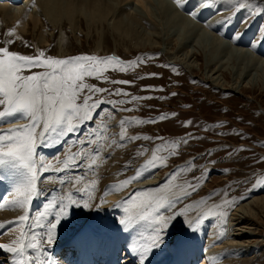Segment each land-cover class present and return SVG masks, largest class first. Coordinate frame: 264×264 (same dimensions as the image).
<instances>
[{
	"label": "rangeland",
	"instance_id": "1",
	"mask_svg": "<svg viewBox=\"0 0 264 264\" xmlns=\"http://www.w3.org/2000/svg\"><path fill=\"white\" fill-rule=\"evenodd\" d=\"M11 1L13 7L20 6L17 4L20 0L16 3ZM166 1L191 22L194 20L193 23L201 29L214 33L224 44L243 48L244 53L264 58V0ZM86 5L90 6V2L87 1ZM241 14L242 17L239 16ZM26 19L29 23L19 26L12 14L0 9V47L33 57L43 51L45 57L61 59L79 56L119 59V63L100 64L96 76L84 81L104 91L90 93L85 89L78 96L77 103L83 105L87 96L92 97L89 103H103L91 110V119L82 122L73 120L79 126L64 135L65 138L70 137L69 143H66L63 155L60 153L61 158L56 160L61 161L60 165L65 164V159L72 165L81 161L77 164L91 173L88 176L89 173L85 172V181L93 183V173L97 175L111 158H116L118 162L110 164L113 172L117 171L112 179L115 191L103 193V198L116 195L115 192L120 195L128 192L137 194L141 188H137L136 183L159 178L153 195L158 193L168 200L183 197L169 208L168 213L161 211L163 216L199 203L197 210L200 213L197 215L207 212L205 217H208L211 213L208 209L214 210L213 207L218 204L223 206L214 210L216 213L209 215L206 222L221 226L224 221L229 222L234 208L254 196L264 195V94L259 88H243L240 93L219 89L203 80L197 70L188 72L180 64L168 62L166 55L157 47L137 48L125 42L121 37L125 34L120 31L115 33L107 28L83 24L80 31L74 32L67 26L66 29L52 28V25L41 22H37L34 28L30 15ZM10 31L11 35L8 34ZM101 39L99 49L98 41ZM66 41L65 49L69 51L67 55L60 56L64 49L61 43ZM40 71L44 69L33 68L23 75ZM150 73L158 75L149 76ZM161 114H167L169 118L157 120ZM5 119L9 122L1 126L7 128L29 122L21 113L6 116ZM121 120L131 123L122 125ZM186 121L192 123L185 126ZM60 136L54 139L58 140ZM131 137L138 138L133 140ZM51 140L42 142L48 145ZM185 140L188 143H184ZM82 141L88 142L82 144ZM75 153H79L76 161L69 159ZM154 157L155 163H148ZM84 165L93 170L89 171ZM138 172L143 173L139 179L120 187L122 181ZM189 184L199 186L193 191ZM149 188L144 186L142 190L149 192ZM142 190L137 196L145 197L142 199L145 200L146 194ZM186 192L190 194L185 195ZM226 201L235 203L227 204ZM141 211H138L139 216ZM185 216L182 214L177 218ZM256 222L258 229L252 231L256 232L253 238L262 241L264 218L260 217ZM145 224L150 222L145 221ZM252 247L244 256L246 262L241 260L240 254L236 258H240L241 264H264V249Z\"/></svg>",
	"mask_w": 264,
	"mask_h": 264
},
{
	"label": "bare ground",
	"instance_id": "2",
	"mask_svg": "<svg viewBox=\"0 0 264 264\" xmlns=\"http://www.w3.org/2000/svg\"><path fill=\"white\" fill-rule=\"evenodd\" d=\"M10 1L0 0V9L12 14L19 26L27 25L29 21L26 16L30 15L34 28L37 27V22H41L43 25H52V28L69 27L74 32L80 31L83 24L88 27L94 25L107 28L115 33L120 31L125 34L121 36L125 42L137 48L157 47L166 55L168 62L180 64L188 72L197 70L203 80L219 89L240 93L243 88L257 87L264 94V58L250 55L248 52L246 54L243 48L224 44L214 33L201 29L193 23L194 20L191 22L166 0H12L14 3L19 1L17 4L20 6L15 5L16 7H13ZM87 1L90 6L86 5ZM239 16L242 17V14ZM103 39L98 41V48ZM66 43L68 42L61 43L64 49L60 56L67 55L69 51L68 48L65 49ZM5 120L2 118L0 121V132L20 127L1 126L2 123L9 122ZM63 136L57 138L58 140L53 138L48 145L43 144L44 140L35 141V167L40 168L37 173L38 191L30 206L25 205L24 209L16 206L13 201L22 199L16 189L26 182L27 170L15 160L5 159L0 162V224L3 225L0 227V244L9 243L19 234L17 225L10 222L25 214L26 210L33 217L29 223L35 225L46 205L60 199L67 202V194L71 193L74 200L81 204L87 202L91 207H70L67 217L57 225L53 244L50 247L42 246L47 247L45 257H42L44 264L54 258L55 249H61L59 259L72 261L75 253L73 250L69 252L68 247L72 246L73 249L80 239L87 241L94 254L108 244L119 248L123 242V264H141V260L143 264H241L239 259L246 262L244 256L252 246L255 249H264V240L253 238L256 232H252L258 229L256 219L264 218L262 195L254 196L250 201L234 208L230 213L229 222L224 221L221 226L215 222H206L207 218H210L209 215H214L219 207H213L215 211L208 209L211 212L208 217H205L207 212L197 215L199 203L183 209L181 207L174 213L185 214V218L176 216L164 232L160 246L147 251L154 239L153 223L149 221L150 224H145V221L140 219L138 211L142 210V199L145 197L140 198L141 196L137 195L144 186L150 187L148 193L152 194L157 187L156 182L160 179L155 181L156 178H152L142 183H134L137 188H141L135 196L128 194L129 192L121 195L115 192L116 195L110 194L109 197L103 198V193L115 191L112 179L117 171L113 172L110 164L118 161L116 158H111L109 163L105 161L108 164L105 167L99 165L102 168L97 175L93 173L95 178L91 180L94 184L91 181L86 182L85 172H89L84 170L82 165H72L68 160L70 164L66 166L60 165L61 161H56L61 158L60 153L67 147L66 143H69L70 137L64 136L63 139ZM41 165L44 167H40ZM48 165L52 167L49 168ZM159 203H155L153 207H159ZM162 209L164 213L169 211V208ZM187 222H192L196 230H191ZM29 252L32 256L39 255L32 250ZM238 254L240 258H236ZM11 261V254L0 249V264H11Z\"/></svg>",
	"mask_w": 264,
	"mask_h": 264
},
{
	"label": "snow or ice",
	"instance_id": "3",
	"mask_svg": "<svg viewBox=\"0 0 264 264\" xmlns=\"http://www.w3.org/2000/svg\"><path fill=\"white\" fill-rule=\"evenodd\" d=\"M8 34L11 35L12 32L10 31ZM9 43H12V41H9ZM112 62L119 63V59L116 57L101 59L94 56L61 59L45 57L43 51L38 56L33 57L9 51L7 47H0V106H2L0 119L21 113L23 118L29 121L18 128L0 132V162L5 159L18 161L28 173L26 182L16 189L22 199H17L13 203L19 208L24 209L25 205L30 206L38 191L37 173L40 168L35 167L34 160L36 139L39 138L42 141L53 139L57 135H65L79 126V124L73 123V120L82 122L91 119V110L99 103H103V101L89 103L92 97L87 96L83 105H80L77 103V98L85 89L90 93L104 91L100 88H94L84 81L96 76L100 71V64ZM33 68H42L44 71L23 75L25 71L31 72ZM148 75L157 76L158 74L150 73ZM117 82L131 83V81ZM116 91L119 93V90ZM172 95H176V93ZM132 99L135 100L137 97ZM120 103H124V101H120ZM168 118L167 114H161L156 119L162 121ZM126 123L130 124L131 121L121 120L122 125ZM191 123V121H186L185 126ZM137 138L131 137L133 140ZM87 142L82 141V144ZM183 142L188 143L187 140ZM77 155L79 153L73 154L69 159L76 161ZM76 162L79 163V161ZM64 163L67 166L68 160H65ZM148 163H155V157ZM40 167L44 166L41 165ZM48 167L51 168L52 166L48 165ZM145 167H147V164ZM142 175L143 173L138 172L135 176L122 181L120 187H126ZM61 183H64V181H61ZM198 186V184H189L193 191ZM142 191L146 194V199L141 204L140 219L153 223L152 232L154 239L151 246L147 249V251H151L153 247L160 246L164 232L171 221L176 216L181 215V213H173L171 216L166 217L161 214V209L171 208L174 203L183 197L168 200L158 193L153 195L148 193L146 189ZM189 194L188 192L185 193V195ZM157 202H160V206L154 208L153 204ZM226 203L233 204L235 201H226ZM71 206L91 207L87 202L81 204L74 200L72 194L68 193L67 202L64 199H60L46 205L44 211H41L36 219L35 225L29 223V221L33 220V217L27 210L25 214L11 221L10 223L17 225L19 228V234L9 243L0 244V249L11 254V264H44L42 257H45L47 247L42 246L50 247L53 244L57 225L62 219L67 217ZM214 207H222V205ZM224 215L226 216L227 214L224 213ZM187 226L193 231L196 230L192 222H187ZM0 227H3V225L0 224ZM37 229H42L43 231L38 232ZM29 250L38 252L39 255L32 256ZM141 264H143V260H141Z\"/></svg>",
	"mask_w": 264,
	"mask_h": 264
}]
</instances>
